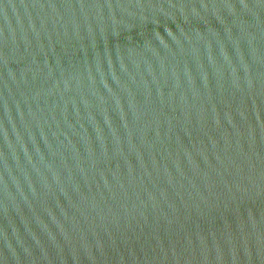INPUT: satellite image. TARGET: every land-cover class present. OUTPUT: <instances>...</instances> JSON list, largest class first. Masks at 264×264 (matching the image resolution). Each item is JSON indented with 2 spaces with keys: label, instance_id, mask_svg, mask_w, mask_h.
Returning <instances> with one entry per match:
<instances>
[{
  "label": "water",
  "instance_id": "1",
  "mask_svg": "<svg viewBox=\"0 0 264 264\" xmlns=\"http://www.w3.org/2000/svg\"><path fill=\"white\" fill-rule=\"evenodd\" d=\"M0 264H264V0H0Z\"/></svg>",
  "mask_w": 264,
  "mask_h": 264
}]
</instances>
